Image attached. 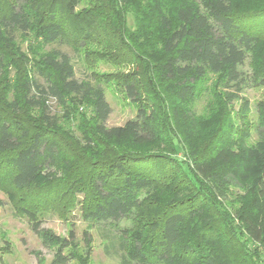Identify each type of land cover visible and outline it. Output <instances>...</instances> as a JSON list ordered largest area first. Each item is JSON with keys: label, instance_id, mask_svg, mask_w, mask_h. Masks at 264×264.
Segmentation results:
<instances>
[{"label": "trees", "instance_id": "trees-1", "mask_svg": "<svg viewBox=\"0 0 264 264\" xmlns=\"http://www.w3.org/2000/svg\"><path fill=\"white\" fill-rule=\"evenodd\" d=\"M83 1L0 0V83L18 55V32H33L39 44L72 45L103 29L133 61L121 83L137 115L108 127L112 107L101 83L78 79L67 52L41 53L37 73L26 71L21 89L24 107L39 108L42 118L29 117L18 98L11 111L0 110V156L12 169L13 186H46L60 163L78 155L83 166L72 187L86 199L85 217L118 229L138 264H264V149H250L243 137L237 152L229 112L246 85L241 68L260 43L249 21L264 7L240 10L231 0H89L81 7ZM259 72L255 80L264 84V60ZM69 95L92 108L88 121L79 113L84 126L77 139L61 132L48 105ZM204 97L199 115L194 106ZM260 110L264 139L262 103ZM180 150L186 161L170 156ZM233 184L248 193L235 205ZM8 195L43 244L57 248L52 264L76 257L65 252L67 238L44 227L35 210L17 205L14 192ZM123 220L133 226L120 228Z\"/></svg>", "mask_w": 264, "mask_h": 264}, {"label": "rangeland", "instance_id": "rangeland-1", "mask_svg": "<svg viewBox=\"0 0 264 264\" xmlns=\"http://www.w3.org/2000/svg\"><path fill=\"white\" fill-rule=\"evenodd\" d=\"M88 1L84 0L81 7L86 6ZM231 1L240 10L264 7V0ZM258 15L253 17L249 24L253 25L259 34L260 43L241 68L247 79L246 85L239 97L231 104L229 111L231 112V124L235 129V133L232 135V140L235 141L233 146L237 152L240 151L238 140L241 141L240 139L243 137L244 143L250 149H264V139L260 138L257 130L262 116L260 104H264V84L255 80L256 75L260 73L262 60H264L263 9ZM127 24L132 30L135 29V19L132 13L128 14ZM102 30L93 32L90 41L80 38L72 45L39 44L38 38L33 32L26 34L18 32L15 44L18 55L8 67L7 79L0 83V102H2L0 110H5L3 109L5 107L11 111L10 103L18 98L17 104L22 106V111H27L29 117L32 119L42 118L39 108L24 107V93L21 84L27 77L26 71H29L32 76L37 73L36 67L39 64L41 53L58 48L71 56L78 79L100 82L104 87L106 98L112 107V113L107 122L108 127L123 126L129 119L134 118L137 115L138 107L126 95L121 83L122 75L134 69L133 61L126 55L121 40L106 35ZM40 78L43 80L42 77ZM208 100V97L199 100L194 106V111L199 115L204 113ZM48 105L51 107L52 115L56 116L59 126H61V132H67L70 137L75 139L79 138L80 133L77 127L84 126L83 117L79 113L86 116L88 121L91 115V105L77 101L73 95L67 96L65 103L51 98ZM246 106L248 110L246 115H243ZM140 149L143 152L152 151L148 146H142ZM81 156V158L84 157L82 154ZM170 156L181 162L186 161L181 150ZM73 157L74 160L71 159L69 164L60 163L55 173V179L50 184L18 190L11 183L12 169L0 156V196L5 201V204L0 207V264L4 262L10 264H52L57 250L56 247H47L43 244L42 239L31 228L29 219L19 212L14 202L10 200L9 191L15 193L17 205L35 210L39 218L43 220L44 227L70 241L65 252L73 253L76 257L66 264H138L128 255V241L127 239L122 240L121 232L118 229L108 223L95 222L85 217L83 205L86 199L84 195L77 193L78 187H72L73 178L78 167L83 166V160H78V155ZM85 157L93 162L97 160L89 155ZM231 176L234 178L233 173ZM247 195L246 188L236 184L230 186L229 199L232 205L239 204V200ZM132 226V220L120 222V228ZM71 232L74 233L73 237ZM240 237L243 240L248 238L246 234H240Z\"/></svg>", "mask_w": 264, "mask_h": 264}]
</instances>
